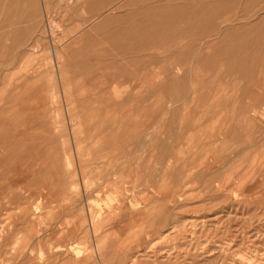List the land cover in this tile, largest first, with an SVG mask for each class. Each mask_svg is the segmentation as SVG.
<instances>
[{"label": "rangeland", "instance_id": "rangeland-1", "mask_svg": "<svg viewBox=\"0 0 264 264\" xmlns=\"http://www.w3.org/2000/svg\"><path fill=\"white\" fill-rule=\"evenodd\" d=\"M153 7L214 28L152 33ZM263 16L264 0H0V264H65L68 234L105 264H264Z\"/></svg>", "mask_w": 264, "mask_h": 264}, {"label": "bare ground", "instance_id": "bare-ground-1", "mask_svg": "<svg viewBox=\"0 0 264 264\" xmlns=\"http://www.w3.org/2000/svg\"><path fill=\"white\" fill-rule=\"evenodd\" d=\"M157 1H159V0H157ZM156 2V1H155ZM154 2V3H155ZM162 5V4H161ZM145 6V5H144ZM161 7V6H160ZM138 9V8H137ZM19 10V9H18ZM161 10H162V8H161ZM160 9H157V8H155V7H153V9H151V11H150V13L152 14V15H154V16H156V18H157V20H155V22H151L150 23V27H148L149 29L148 30H151V31H153L152 33H156V34H161L163 31H165V30H162L163 28L165 29H167V30H169L168 28L169 27H171L172 25H174V21H175V17H177V16H179V17H181L182 15H184L187 19H185V20H191V21H194L193 23H194V25L196 26L195 27V30H197V32H199L200 34H206V33H208V32H210V31H212L213 30V28H214V26H212V25H207V24H204V26H203V23H201L200 21L201 20H199V19H197L198 18V14H197V12L196 13H193V12H191V11H187V12H182L181 14H176V13H173V12H169V10L168 11H161ZM15 12H17V11H15ZM15 12H13V13H15ZM106 12V11H105ZM13 15V14H12ZM100 15V14H99ZM260 15V14H259ZM258 17V16H257ZM264 17V16H263ZM144 24V23H143ZM142 24V29L145 31V28H144V26L146 27V25L144 24L143 25ZM245 26V25H244ZM247 27V26H246ZM245 27V28H246ZM147 28V27H146ZM233 27L232 28H230V26L229 27H227L226 29H225V31H223V32H221V33H225V32H229L230 33V31L232 32L233 30ZM237 30V29H236ZM233 32H235V29H234V31ZM232 32V33H233ZM262 32H264V29L262 30ZM37 35H38V33H37ZM40 36V35H39ZM162 38V37H161ZM160 38V39H161ZM233 38H235V36H233ZM44 39V38H43ZM73 39V38H72ZM32 40V39H31ZM209 40V39H208ZM210 42H212V41H210ZM51 43V42H50ZM204 43H209V41L208 42H204ZM31 45V44H30ZM29 45V46H30ZM213 45V44H212ZM206 46H207V44H206ZM244 46V45H243ZM203 48L205 47V44H204V46H202ZM20 48V47H19ZM34 52H36L37 54H35V56H34V58L35 59H37L38 61H40V59H41V56H38L39 54V44H36L34 47ZM50 49H51V52H52V55H53V57H54V60L57 58V54H58V47L56 46V44L55 43H51V45H50ZM21 51V50H20ZM28 54L29 53H27V56H28ZM122 54V53H121ZM114 55V54H113ZM98 60V59H97ZM83 61H85V60H83ZM88 61V60H87ZM76 62V61H75ZM74 63V62H73ZM17 64V63H16ZM186 64V63H185ZM76 65V64H75ZM183 65V64H182ZM27 66V65H26ZM185 66V65H184ZM183 66V67H184ZM190 66V65H189ZM56 67H57V64H56ZM191 67V66H190ZM11 69V68H10ZM17 69V68H16ZM34 69V68H33ZM37 69V68H36ZM129 69V68H128ZM38 70V69H37ZM50 71V70H49ZM187 71V70H186ZM39 72V71H38ZM185 72V71H184ZM40 73V72H39ZM38 73V74H39ZM57 73V72H56ZM186 74V73H185ZM177 75V74H176ZM175 74H174V76H176ZM59 78V77H58ZM44 79V78H43ZM177 79H179L178 78V76H177ZM181 79V78H180ZM60 80V79H59ZM173 82V81H172ZM176 82V81H175ZM174 82V83H175ZM179 82V81H178ZM0 83H2V81L0 82ZM180 83V82H179ZM182 83V82H181ZM261 83V84H260ZM246 84V83H245ZM174 85V84H173ZM178 86V85H177ZM174 87V86H173ZM179 87H180V84H179ZM257 89V88H261V89H263L264 90V76L263 77H259L258 79H256V81H255V87H254V89ZM263 93H264V91L262 92V93H258L255 97H264V95H263ZM8 101V100H7ZM11 104V103H10ZM6 107V106H5ZM255 112V115H262L263 113H264V108H261V110H254ZM257 119V118H256ZM260 126V125H259ZM250 129V128H249ZM264 130V129H263ZM158 132V131H157ZM262 133H263V131H262ZM262 135V134H261ZM259 137H260V135H259ZM259 137H257V138H259ZM256 140V139H255ZM259 140V139H258ZM258 140H256V142H255V144L257 143V141ZM253 143V142H252ZM251 145V144H250ZM253 145V144H252ZM256 146V145H255ZM254 146V147H255ZM250 147V146H249ZM262 147V146H261ZM260 147V148H261ZM247 148V147H246ZM252 148V147H251ZM244 149V148H243ZM125 150H127V149H125ZM245 150V149H244ZM248 150V149H247ZM246 150V151H247ZM256 151V149L253 151V152H255ZM243 152L244 151H241V152H239V153H242L243 154ZM236 154V153H235ZM122 155H124V154H122ZM239 155V154H238ZM125 160V159H124ZM123 160V161H124ZM120 161V160H119ZM261 163H262V161H261ZM104 164H106V163H104ZM119 164V163H118ZM216 164V163H215ZM263 165V164H262ZM214 166V165H213ZM117 167H119V166H117ZM215 167H217V166H215ZM258 167H260V166H258ZM106 167H104V169H105ZM263 168V167H262ZM104 169H102V171H103V173H104ZM114 169V168H113ZM258 169V168H257ZM115 170V169H114ZM260 170V169H259ZM111 171V170H110ZM193 171V170H192ZM210 171V170H209ZM262 172V171H261ZM102 173V172H101ZM102 173V174H103ZM213 173V171L211 172V173H209V176L211 175ZM215 173V172H214ZM194 174V173H193ZM208 174V173H207ZM240 174V173H239ZM263 174V173H262ZM109 175V174H108ZM111 175H112V173H111ZM262 176V175H261ZM256 177H257V175H256ZM260 177V176H259ZM207 178V177H206ZM254 179V178H253ZM126 182V181H125ZM139 182H142V181H139ZM258 182V181H257ZM127 183H129V182H127ZM135 183H137V182H135ZM126 184V183H125ZM124 184V185H125ZM133 184V183H132ZM138 184V183H137ZM140 185H143V183L142 184H140ZM139 184H138V186H140ZM144 185H146L145 183H144ZM143 185V186H144ZM122 186V185H121ZM137 186V185H136ZM140 187H142V186H140ZM140 187H139V189H140ZM151 187V186H150ZM154 187V186H153ZM152 188V187H151ZM133 189V188H132ZM137 189V188H136ZM138 189V190H139ZM150 189V188H149ZM154 189V188H153ZM211 189H212V187H211ZM216 189H217V191L219 192L220 190H221V186L219 185H216ZM137 190V191H138ZM141 190V189H140ZM151 190V189H150ZM109 191H112V190H109ZM212 191V190H211ZM143 192H144V190H143ZM217 192V193H218ZM122 193V192H121ZM121 193H120V195H121ZM125 193V192H124ZM134 193H135V190H134ZM240 193V192H239ZM102 194V193H101ZM112 194V193H111ZM141 194H142V192H141ZM232 194V193H231ZM236 194V193H235ZM116 195V194H115ZM101 196V195H100ZM109 196V195H108ZM113 196H114V193H113ZM117 196V195H116ZM115 196V197H116ZM138 195H136V197H137ZM104 197V196H103ZM161 197V196H160ZM210 197V196H209ZM138 198V197H137ZM163 198V197H162ZM213 198V197H212ZM108 199H110V198H108ZM133 199V198H132ZM131 199V200H132ZM161 199V198H160ZM135 200V199H134ZM106 201V200H105ZM112 201V200H111ZM121 201V200H120ZM142 201V200H141ZM214 201V200H213ZM104 202V201H103ZM137 202V201H136ZM107 203V202H106ZM106 203H104L105 205H106ZM125 203V202H124ZM137 203H140V202H137ZM108 204V203H107ZM128 204V203H127ZM140 204H142V203H140ZM144 204H146V203H144ZM143 204V205H144ZM113 205V204H112ZM126 205V204H125ZM142 206V205H141ZM97 207H99V206H97ZM108 207V206H107ZM127 207V206H126ZM125 206L123 207V208H126ZM132 207V206H131ZM137 207H135V209H136ZM105 209V208H104ZM109 209H110V207H109ZM128 209V208H127ZM141 209V208H140ZM169 209V208H168ZM114 210V209H113ZM123 210V209H122ZM115 211V210H114ZM127 211V210H126ZM126 211H124V213L126 212ZM135 211H137V210H135ZM110 212V211H109ZM117 212V211H116ZM116 212H114V214H115V218H118L117 217V215H116ZM167 212H168V210H167ZM120 213V212H119ZM123 213V212H122ZM127 213H128V211H127ZM33 214V213H32ZM31 214V215H32ZM36 214H38V215H40L39 214V212L37 211V208H36V210H34V216L36 215ZM118 214V213H117ZM100 215V214H99ZM172 215V214H171ZM22 216V215H21ZM98 216V215H97ZM26 217V216H25ZM171 217V216H170ZM169 217V218H170ZM100 218V217H99ZM145 218V217H144ZM167 218V217H166ZM120 219H121V213H120ZM118 220V219H117ZM169 220V219H168ZM92 221V220H91ZM176 221V220H175ZM174 221V222H175ZM27 223H28V221H26ZM145 222V221H144ZM92 223V222H91ZM67 225H68V230L70 229V228H72L73 230L70 232V234H72V232L76 235V237L77 236H79L80 235V238L81 239H84L85 237H86V232H84V228H82V224H79V225H76V226H74V227H70V225H69V223L67 222ZM156 225H157V223L156 222H152V223H144L143 225H136V229L138 230V232H136V236H138L139 234H141V231L143 232V233H147V235H146V238L147 239H150V237H152V235H155V233H156V231H155V229H156ZM28 226V225H27ZM183 226V225H182ZM172 227H173V225H172ZM63 228H64V226H63ZM62 228V229H63ZM91 228H93L92 230L93 231H95V227H91ZM101 228V227H100ZM120 228H121V226H120ZM33 230V229H32ZM178 230V229H177ZM2 232V231H1ZM162 232V231H161ZM185 232H187V231H183L182 233H181V235H186V233ZM92 233V232H91ZM178 233V232H177ZM3 234V233H2ZM165 234V233H164ZM179 235V234H178ZM4 236V235H3ZM70 236L71 235H69L68 234V236H67V240L65 241L66 243H67V245H65V247L63 248V249H61V250H59L60 251V253L61 254H63V252L62 251H64L66 248H69L68 250H67V252L65 251V253H68V255L71 257V259L67 262V263H65V264H92V260L93 259H95V257L96 258H98V264H105L104 263V261H103V259L101 258V256H102V252L104 251V249L103 248H105V247H103V246H101V243L100 242H97V244H95V249L94 250H85V251H82V250H80V249H78V251H76L75 250V248H74V245L73 246H71V244L72 243H74V242H70L71 241V238H70ZM108 236H110V235H108ZM126 236V235H125ZM189 236V235H188ZM191 236H193V235H191ZM40 237V236H39ZM182 237V236H181ZM78 238V237H77ZM185 238V237H184ZM230 238V237H229ZM38 239V238H37ZM181 238H179V240H180ZM87 240V239H86ZM93 240H94V238H93ZM113 240V239H112ZM135 240H136V238H135ZM134 240V241H135ZM183 240V239H182ZM2 242H3V240H1ZM37 241V240H36ZM144 241V240H143ZM185 241V240H184ZM194 241V240H193ZM48 242V241H47ZM47 242H45V243H47ZM133 242V239H132V241H130V242H128V244H130V243H132ZM136 242V241H135ZM147 242V241H146ZM1 243V242H0ZM34 243V242H33ZM191 242H189L188 243V245L190 244ZM48 244V243H47ZM51 244V243H50ZM62 244V243H61ZM134 244V243H133ZM179 244H180V242H179ZM135 245V244H134ZM196 245V244H195ZM32 246V245H31ZM80 246V245H79ZM136 246V245H135ZM135 246L133 247V248H135ZM206 246V245H205ZM204 246V247H205ZM221 246V245H220ZM226 246V245H225ZM6 247V246H5ZM8 247V246H7ZM61 247H62V245H61ZM60 247V248H61ZM71 247H73V248H71ZM132 247H130V249L132 248ZM143 247V246H142ZM149 247V246H148ZM180 247V246H179ZM203 247V248H204ZM80 248V247H79ZM137 248V247H136ZM150 248V247H149ZM191 248V249H190ZM202 248V247H201ZM209 248V247H208ZM222 248V247H221ZM179 249V248H178ZM190 249V250H189ZM194 249V247L192 246V244H190L189 245V248H188V257H191V252H192V250ZM219 249V248H218ZM223 249V248H222ZM227 249H229V248H227ZM12 250V249H11ZM136 250V249H135ZM211 250H213V248L211 249ZM210 250V251H211ZM220 250V249H219ZM26 251V250H25ZM143 251V250H142ZM145 251V250H144ZM182 251H183V249H182ZM202 250H200V252H201ZM218 251V250H217ZM230 251V250H229ZM56 252H58V250H54V249H52V254L53 253H56ZM146 252V251H145ZM214 252V251H213ZM137 253V254H136ZM144 253V252H143ZM198 253V252H197ZM226 253H227V251H226ZM5 254V253H4ZM214 254V253H213ZM220 254V253H219ZM138 255V256H137ZM143 254H141V252L139 251V249H138V251H135V254H133V253H126V254H123L122 255V258H123V260H124V264H140V260H139V256H142ZM184 255V254H183ZM186 255V254H185ZM184 255V256H185ZM10 256V255H9ZM28 256V255H27ZM193 256V255H192ZM203 256H204V253H203ZM26 257V256H25ZM119 257V256H118ZM149 257V256H148ZM41 258V257H40ZM39 258V259H40ZM117 258V257H116ZM192 258V257H191ZM191 258H187V261L189 260V259H191ZM201 258H203V257H201ZM38 259V260H39ZM54 259V258H53ZM61 259V258H60ZM183 259V258H182ZM228 259V258H227ZM25 260V259H24ZM176 260V259H175ZM194 260V259H193ZM205 260V259H204ZM211 260V259H210ZM43 261V260H42ZM59 261V260H58ZM209 261V260H208ZM207 261V262H208ZM213 261H214V257H213ZM222 261V260H221ZM227 261V260H226ZM229 261V260H228ZM34 262V261H33ZM191 262H192V260H191ZM203 262V261H202ZM210 263H211V261H209ZM46 263H48V261L46 262ZM146 263H147V261H146ZM145 263V264H146ZM169 263H170V261H169ZM198 263V262H197ZM219 263V262H218ZM199 264V263H198ZM200 264H203V263H200ZM205 264H207V263H205ZM225 264V263H224Z\"/></svg>", "mask_w": 264, "mask_h": 264}]
</instances>
